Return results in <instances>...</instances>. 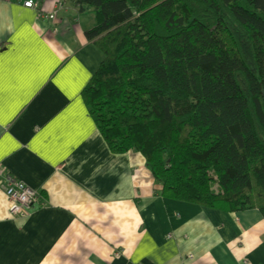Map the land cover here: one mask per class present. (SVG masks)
Masks as SVG:
<instances>
[{"label":"crops","instance_id":"0c3cea01","mask_svg":"<svg viewBox=\"0 0 264 264\" xmlns=\"http://www.w3.org/2000/svg\"><path fill=\"white\" fill-rule=\"evenodd\" d=\"M0 0V264H264V218L160 195L136 151L110 152L81 91L103 59L93 12ZM39 191L10 217L5 188Z\"/></svg>","mask_w":264,"mask_h":264},{"label":"trees","instance_id":"16d2710c","mask_svg":"<svg viewBox=\"0 0 264 264\" xmlns=\"http://www.w3.org/2000/svg\"><path fill=\"white\" fill-rule=\"evenodd\" d=\"M103 59L81 91L165 198L264 218V0H69Z\"/></svg>","mask_w":264,"mask_h":264},{"label":"built area","instance_id":"2783aa9c","mask_svg":"<svg viewBox=\"0 0 264 264\" xmlns=\"http://www.w3.org/2000/svg\"><path fill=\"white\" fill-rule=\"evenodd\" d=\"M25 7L33 8L36 6L34 0H24ZM63 3L58 0L54 3L52 10L49 12L38 10V16L42 19L53 20ZM5 194L8 198V213L10 217H25L28 209L40 201L39 191L25 185L22 181L13 180L5 188Z\"/></svg>","mask_w":264,"mask_h":264},{"label":"rangeland","instance_id":"374dc122","mask_svg":"<svg viewBox=\"0 0 264 264\" xmlns=\"http://www.w3.org/2000/svg\"><path fill=\"white\" fill-rule=\"evenodd\" d=\"M35 1V0H34ZM62 3H63V8H62V10H64L65 9V7H66V5H65V1H69V0H60ZM72 3V2H71ZM35 4H36V6L35 7H33V8H36L37 7V2L35 1ZM52 10V9H51ZM50 10V11H51ZM61 11V9L58 11V12H60ZM46 12H49V11H46ZM37 14H38V11H37ZM56 16H58V13L56 14Z\"/></svg>","mask_w":264,"mask_h":264}]
</instances>
